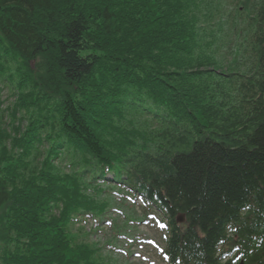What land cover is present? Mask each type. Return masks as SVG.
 <instances>
[{
    "label": "trees",
    "instance_id": "trees-1",
    "mask_svg": "<svg viewBox=\"0 0 264 264\" xmlns=\"http://www.w3.org/2000/svg\"><path fill=\"white\" fill-rule=\"evenodd\" d=\"M244 44L239 89L215 69ZM262 61L264 0H0V82L18 89L0 101V264H103L71 234L91 201L54 166L61 148L165 186L205 235L171 241L186 264H218L224 223L251 203L240 231L264 237Z\"/></svg>",
    "mask_w": 264,
    "mask_h": 264
},
{
    "label": "rangeland",
    "instance_id": "rangeland-1",
    "mask_svg": "<svg viewBox=\"0 0 264 264\" xmlns=\"http://www.w3.org/2000/svg\"><path fill=\"white\" fill-rule=\"evenodd\" d=\"M9 95H10V93L7 90L4 91L2 100H6L9 97ZM12 102H13V99L9 100L7 102V104H10ZM136 211H137V214L140 215L141 211H139L137 209H136ZM113 214H114V216H113ZM110 216L111 217H116L117 215L115 213H110ZM118 219L119 220H123L122 217H120ZM85 226L84 227L86 228V230L87 231H90L91 230V226H92V221L91 220L87 221L85 223ZM79 228H80L79 225L78 226H75L74 227V231L75 232L79 231ZM138 230H140L141 231V234L143 236L147 237V238H152L153 237V235L150 234L151 232H153V230L149 226H143L142 225V226H140V228H138ZM107 234H109V233H107V232H99V233L94 234V235L92 234V236L90 237V241L91 242H93V241L100 242L102 244V246L104 247V251H103L104 252V255H107L109 253L110 255H112V257L116 258L115 257V254H114L115 251L114 250L111 251V250H109V248L107 249L104 246V242L107 239V236H106ZM108 237H110V234H109ZM160 237L158 238L159 243H160V245H163V240L160 239ZM152 252L153 253H151L149 256L145 257L148 260V262H145L144 263L142 261V264H164V262L161 260V257H159L158 252H155V251H152ZM115 253H117V252H115ZM117 254H119L118 255L119 256V259H120V261H122V257H123L122 254H120V253H117ZM129 262H130V264H137L138 263V261H137L136 258H131L129 260Z\"/></svg>",
    "mask_w": 264,
    "mask_h": 264
}]
</instances>
